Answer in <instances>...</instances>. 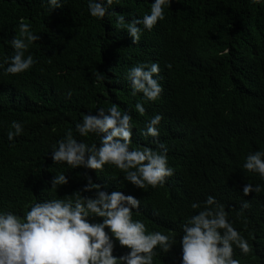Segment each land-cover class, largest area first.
<instances>
[{
	"label": "trees",
	"instance_id": "trees-1",
	"mask_svg": "<svg viewBox=\"0 0 264 264\" xmlns=\"http://www.w3.org/2000/svg\"><path fill=\"white\" fill-rule=\"evenodd\" d=\"M153 2L120 0L111 11L138 17ZM114 19L90 17L87 0H64L53 11L41 0H0V63L12 55L6 41L19 36L20 23L39 35L26 53L35 61L27 72L0 70V211L23 217L40 200L78 191L91 196L82 191L87 174L102 190L140 200L133 219L148 232L175 237L168 252L154 250L153 264H180L181 225L199 211L190 205L203 206L212 195L226 206L228 219L249 244L247 254L234 247L233 258L240 264H264V190L243 194L245 184L264 186V181L242 167L246 155L264 149V2L172 0L164 20L143 31L136 44ZM140 62L160 66L163 92L154 102L131 94L126 74ZM97 73L103 79L97 81ZM137 101L144 104V115L136 113ZM113 103L133 117V147L156 146L141 130L154 114L162 115L156 139L167 147L174 169L163 186L138 189L107 165L96 173L53 163L51 150L69 130L78 140L98 143L91 135L79 137L75 122L82 113L95 115L97 108ZM14 120L23 131L10 142L7 132ZM59 171L68 184L49 192ZM243 200L249 207L240 211ZM127 251L114 241V256Z\"/></svg>",
	"mask_w": 264,
	"mask_h": 264
},
{
	"label": "clouds",
	"instance_id": "clouds-1",
	"mask_svg": "<svg viewBox=\"0 0 264 264\" xmlns=\"http://www.w3.org/2000/svg\"><path fill=\"white\" fill-rule=\"evenodd\" d=\"M171 2L154 0L150 10L138 17L111 11L120 0H87V9L89 16L96 20L104 21L107 16H114L116 26L125 30L136 44L143 31H151L158 21L164 20L165 9ZM262 2L264 0H252L253 4ZM41 4L53 11L62 8L64 0H41ZM126 16L130 19L126 20ZM18 28L19 36L6 41L13 51L0 63V70L5 74L25 73L35 63L33 56L26 53L29 46L39 40V35L34 34L28 24L20 23ZM159 73L160 66L156 62L131 66L126 74L131 94H140L149 102L158 100L163 92ZM103 76L97 73L96 80ZM134 109L140 115L146 112L140 101L135 103ZM132 119L128 110L121 111L115 103L107 109L97 108L95 115L82 113L81 119L75 122V133L79 137H96L98 143L78 140L69 130L51 150L53 163L96 173L107 165L123 172L124 181L138 189L163 186L166 178L174 173L168 164L167 147L156 139L163 117L154 114L141 130L142 135L153 138L150 143L155 147L132 146ZM22 131V123L12 121L8 140L11 142ZM242 167L264 181V149L246 155ZM85 178L87 183L82 191L92 193L91 196H83L78 191L66 198L40 200L32 204L23 217L11 211H0V264H153L157 247L168 252L177 243L175 237L159 231L148 232L141 220L133 219V211L139 210L140 200L119 190L107 192L87 174ZM66 184L67 176L59 171L51 179L48 191H57ZM262 190L261 184L247 183L243 194L247 196ZM190 207L199 211L181 225L180 264H240L233 258L234 247L241 254H247L250 247L228 219L226 206L209 195L203 206L193 202ZM248 207L249 202L243 200L240 211ZM93 217L100 218V222H91ZM114 241L128 249L126 254L113 255Z\"/></svg>",
	"mask_w": 264,
	"mask_h": 264
}]
</instances>
